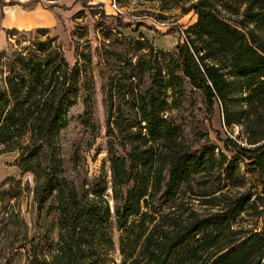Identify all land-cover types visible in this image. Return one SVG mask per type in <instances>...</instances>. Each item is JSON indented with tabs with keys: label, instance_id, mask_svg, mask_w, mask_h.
Listing matches in <instances>:
<instances>
[{
	"label": "trees",
	"instance_id": "trees-1",
	"mask_svg": "<svg viewBox=\"0 0 264 264\" xmlns=\"http://www.w3.org/2000/svg\"><path fill=\"white\" fill-rule=\"evenodd\" d=\"M122 1L114 0L119 29L157 31L125 21ZM138 1L159 12L193 11L197 20L162 33L183 39L166 76L150 58L129 59L112 77L109 179L104 172L88 176L80 155L67 157L60 141L79 96L80 61L71 66L46 29L12 53L0 52V146L17 151L19 167L32 174L38 211L24 219L18 254L23 264H109L118 231L121 264H264V0ZM186 83L211 116L219 110L225 127L241 126L242 140L221 139L228 154L192 153L166 115L167 87L183 90ZM241 161L256 176L249 187ZM197 200L213 211L197 210ZM44 211L55 220L51 241L39 233ZM2 214L0 226L13 228L15 209Z\"/></svg>",
	"mask_w": 264,
	"mask_h": 264
},
{
	"label": "rangeland",
	"instance_id": "rangeland-1",
	"mask_svg": "<svg viewBox=\"0 0 264 264\" xmlns=\"http://www.w3.org/2000/svg\"><path fill=\"white\" fill-rule=\"evenodd\" d=\"M119 6L125 21L135 18L157 27L159 32L145 25L119 29L115 18L118 10L114 9L113 0H0V52L12 53L16 47L27 45L28 39L38 35V30L46 29L58 38L71 66L80 61L79 96L69 109L70 122L61 131L60 141L67 157L74 152L80 155L83 169L90 177L104 172L110 178L106 109L112 77L129 59L136 63L150 58L160 63L162 75L166 76L177 64L176 47L183 39L178 33H162L175 26L187 28L197 20L193 11L159 12L140 5L138 0H123ZM81 11L83 14H79ZM151 82L152 76L148 74L145 83ZM166 92L169 103L166 115L180 128L192 153L207 155L214 148L217 155L220 150L228 154L221 139L227 135L242 140L241 126L225 127L219 110L211 116L202 94L188 83L183 90L169 86ZM18 157L17 151H7L0 146V219L4 215L3 208H14L17 213L13 228L6 227L5 230L0 226V264L24 263L23 256L18 254V246L27 230L24 219L29 222L38 212L32 205L33 176L21 170ZM241 167L250 181L246 186L249 187L256 176L247 172L249 168L245 162L241 161ZM251 189L254 193L258 191L256 184ZM193 204L202 213L213 211L199 200ZM42 216L45 219L39 233L51 241L56 235L55 220L53 215L46 216L45 211ZM27 233L29 236L33 233L32 226ZM113 235L116 248L110 255L114 262L109 264H121L119 232L114 231Z\"/></svg>",
	"mask_w": 264,
	"mask_h": 264
},
{
	"label": "built area",
	"instance_id": "built-area-1",
	"mask_svg": "<svg viewBox=\"0 0 264 264\" xmlns=\"http://www.w3.org/2000/svg\"><path fill=\"white\" fill-rule=\"evenodd\" d=\"M113 6H114V9L115 8H116V10L118 9V7H117L116 3L114 2V0H113Z\"/></svg>",
	"mask_w": 264,
	"mask_h": 264
}]
</instances>
